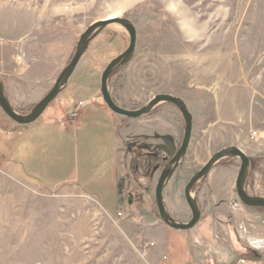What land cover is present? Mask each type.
<instances>
[{
	"label": "rangeland",
	"instance_id": "obj_1",
	"mask_svg": "<svg viewBox=\"0 0 264 264\" xmlns=\"http://www.w3.org/2000/svg\"><path fill=\"white\" fill-rule=\"evenodd\" d=\"M112 15L129 20L137 40L133 59L108 81L112 99L122 109L137 111L155 95H172L185 102L192 115L186 157L165 185L163 199L183 197L190 178L215 153L230 147L250 159L247 193L264 197V0H0V45L42 43L47 57L63 56L69 62L81 34ZM128 44L125 30L115 25L94 37L66 85L77 99L67 98L69 112L75 111L76 101L100 89L104 69ZM16 51L20 56L19 47ZM114 116L120 128L130 131L123 142L127 163L137 166L142 181L140 188H134L137 196L132 193L131 205L130 190L120 199L125 220L103 207L115 205L119 173L107 179L113 180V188L86 185L101 192L99 200L70 184L45 190L18 175L0 143L5 156L0 157V264L159 263L153 249L145 248L149 241L139 235L138 225L145 217L161 222L155 185L182 143L184 122L180 112L167 104L138 120ZM252 133H256L253 139ZM84 138L78 137V165L73 159L80 180L86 174L95 181L102 165L109 162L108 169H114L116 143L100 133L96 137L100 143ZM100 146L111 157L104 158L106 151ZM72 166L73 160L65 162V172ZM239 166L237 158L217 162L196 184L193 197L202 203L232 198L242 205L234 184Z\"/></svg>",
	"mask_w": 264,
	"mask_h": 264
},
{
	"label": "crops",
	"instance_id": "obj_2",
	"mask_svg": "<svg viewBox=\"0 0 264 264\" xmlns=\"http://www.w3.org/2000/svg\"><path fill=\"white\" fill-rule=\"evenodd\" d=\"M11 43L9 41L6 45H0L2 87L7 100L16 111L32 110L52 89L68 62L63 56L47 57L49 54L42 43L24 42V44L20 43L21 46ZM16 47H19L20 56L16 54ZM86 55L87 51L81 62ZM32 57L35 60L31 59ZM62 93L66 94L65 99L62 98ZM62 93L53 100L34 124L23 128H17L13 123L8 122L0 110V143L7 148L9 153L7 160L13 162L19 176L39 188L54 191L70 184L81 188L98 200L102 196L101 192L96 189L90 191L86 189V185L96 183L97 186L102 184L112 187L113 180L107 181V179L110 175L119 173L121 181L115 184L119 193L115 198V205L113 204L115 209L112 210L113 205L103 207L113 215L118 211L126 213L121 210L124 208L120 199L127 195L128 190L136 197L134 188L142 184V181L131 172L128 165L129 158L126 156L127 149H124L123 142L130 131L128 128H120V122L114 114L100 102V89L92 97L76 101L75 106L82 101L84 106L79 109L74 119L70 115L72 111L68 110L67 98L72 96L73 101L77 99L68 89L63 90ZM98 133L110 142L112 137L115 140V153L112 157L114 169L112 171L108 169V162L101 166V174H98L99 177L95 181L86 178L87 175L83 173L82 181L78 172L79 167L73 159V157L78 158V137L81 134L82 137L85 136V141L90 142L88 139L90 136L94 143L97 139L100 143L101 140L96 139ZM62 136L66 138L64 141ZM72 137L76 139H74L76 145L74 149ZM65 141L68 142L64 145ZM100 151L106 150L100 146ZM0 154V157L4 156L1 150ZM110 154L107 150L103 157H108ZM72 160V168L76 173L71 172L72 168L69 172H65V162L70 164ZM193 191L192 193H195ZM130 193L128 192L127 197ZM164 200L166 211L172 219L182 224L188 223L191 214L184 196H175L170 202ZM200 200L198 197L201 220L188 232L171 230L162 222L151 221L146 217L138 225L141 231L139 235L144 240L154 243L153 251L157 258L164 255L171 264H238L240 259H255L259 264H264V212L244 208L232 198L228 200L220 197L217 199L220 201L207 203H202ZM208 209L211 212L205 214Z\"/></svg>",
	"mask_w": 264,
	"mask_h": 264
},
{
	"label": "water",
	"instance_id": "obj_3",
	"mask_svg": "<svg viewBox=\"0 0 264 264\" xmlns=\"http://www.w3.org/2000/svg\"><path fill=\"white\" fill-rule=\"evenodd\" d=\"M113 24H116L125 30L128 36L129 44L124 52L112 60L101 74L100 98L103 100L107 110L110 113L123 118L138 120L143 116L151 114L155 107L160 104L172 105L178 112H180L185 126L182 143L179 149L161 170L162 172L160 173L155 185L154 201L157 215H159L161 222L169 229L181 232H188V230L194 228L201 220V214L198 201L195 199V197H193L192 191L197 183L201 182L202 179H205L209 175L211 168L216 165L217 162L226 158H237L240 160L239 172L234 181L236 197L245 208L247 207L254 210H264V197L260 198L251 196L246 191V180L251 169L249 157L240 149L236 147H230L215 153V155L212 156L201 167L200 171L195 173L187 182L183 191V196L191 214V218L188 223H179L172 219L170 215H168L165 207V200L163 199V192L166 187L165 185L171 180L179 164L186 157L185 155L190 144V138L193 129L192 115L187 111L185 102L172 95H155V97H153V99L149 101L146 106L140 108V110L137 111L122 109L117 105L114 99H112L109 87L107 85L110 77L114 72L117 71L118 68L124 67V65L128 64L135 55L134 52L137 42L136 29L134 25H132L126 18H113L96 22L91 25L83 34H81L75 51L71 56L72 58L66 67L61 71L62 73L54 82L52 89L42 99H40L37 105L34 106V108L27 114H20L12 107L11 103H9L5 96L4 88L2 87L0 79V110L2 114L9 118L13 123L21 127L34 124L38 118L41 117V114L52 104L53 100H55L59 94H61L63 90L66 89L69 78L74 73L75 68L79 65L84 53L87 51L94 37L107 29L109 25ZM127 202L128 205L133 203L131 194L129 195Z\"/></svg>",
	"mask_w": 264,
	"mask_h": 264
},
{
	"label": "built area",
	"instance_id": "obj_4",
	"mask_svg": "<svg viewBox=\"0 0 264 264\" xmlns=\"http://www.w3.org/2000/svg\"><path fill=\"white\" fill-rule=\"evenodd\" d=\"M84 106V102L82 101L81 103H79L76 107H75V111H72V113H70L71 115V118L74 119L77 117V112L79 111V109ZM256 137V133H252L251 134V139L255 138ZM115 217H117V219H120V220H125L128 216H126V214L122 211H118L116 212L115 214ZM146 247H150V248H154L155 245L154 243L152 242H149V243H146L145 244V248ZM159 263L158 264H171L169 259H167L166 256H160L159 258ZM238 264H259V262H257L255 259H240L238 261Z\"/></svg>",
	"mask_w": 264,
	"mask_h": 264
},
{
	"label": "trees",
	"instance_id": "obj_5",
	"mask_svg": "<svg viewBox=\"0 0 264 264\" xmlns=\"http://www.w3.org/2000/svg\"><path fill=\"white\" fill-rule=\"evenodd\" d=\"M2 113V112H1ZM3 115V114H2ZM4 116V115H3ZM5 117V116H4ZM6 118V120L8 121V122H11V123H13L9 118H7V117H5ZM14 125H15V127H17V128H23V127H21V126H18V125H16L15 123H13ZM128 147V146H127ZM136 168H137V166L136 165H133L132 166V168H131V171L133 172V175L137 178V172H136ZM137 186L138 185H136V188L135 189H137ZM139 187V186H138ZM140 188V187H139Z\"/></svg>",
	"mask_w": 264,
	"mask_h": 264
},
{
	"label": "bare ground",
	"instance_id": "obj_6",
	"mask_svg": "<svg viewBox=\"0 0 264 264\" xmlns=\"http://www.w3.org/2000/svg\"><path fill=\"white\" fill-rule=\"evenodd\" d=\"M113 18H118L116 15H112V16H108V18L104 19V20H108V19H113ZM115 26H117L116 24H113ZM118 27V26H117ZM120 27V26H119ZM121 28V27H120ZM122 29V28H121ZM124 30V29H122ZM103 101V100H102ZM104 104V103H103Z\"/></svg>",
	"mask_w": 264,
	"mask_h": 264
}]
</instances>
